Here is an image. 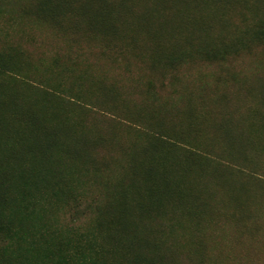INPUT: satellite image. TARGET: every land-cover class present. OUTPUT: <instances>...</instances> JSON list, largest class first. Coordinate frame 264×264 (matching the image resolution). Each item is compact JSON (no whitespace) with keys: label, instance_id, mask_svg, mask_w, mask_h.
<instances>
[{"label":"rangeland","instance_id":"374dc122","mask_svg":"<svg viewBox=\"0 0 264 264\" xmlns=\"http://www.w3.org/2000/svg\"><path fill=\"white\" fill-rule=\"evenodd\" d=\"M26 3L0 0V218L14 236L84 224L107 264H131L149 249L125 230H150L181 264L198 246L205 264H264V0H132L95 29ZM174 23L195 54L168 61ZM241 34V51L203 55ZM61 183L103 209L73 223Z\"/></svg>","mask_w":264,"mask_h":264},{"label":"trees","instance_id":"16d2710c","mask_svg":"<svg viewBox=\"0 0 264 264\" xmlns=\"http://www.w3.org/2000/svg\"><path fill=\"white\" fill-rule=\"evenodd\" d=\"M131 1L132 0H27V3L21 7L20 12L23 15H30L41 22L52 20L56 22L54 23V26L59 27L64 18H67L65 20H70L75 14L79 15V12L81 14L80 16L89 20L90 27L95 29L102 27L103 21L106 19V16L109 15V12L115 15L114 9L117 6L125 3L130 4ZM163 4L170 5L167 1L163 2ZM198 17L201 22L202 17ZM193 20L195 22L193 26L198 27L200 30L201 25H198L196 22V16ZM255 27L257 29L255 35L259 39L264 40V19H262ZM165 30V33L168 36L176 38L173 41L174 43L172 42L173 39H170V43H173V48L175 50L177 48L175 51L176 55L168 56V61H176L179 56L183 59L191 54H195V51L192 49L185 48L187 46L184 47V41L188 44L190 41L189 38L180 41L183 40L184 29L182 26L178 25L175 27V23L172 25L167 24ZM246 35L247 34H241L238 37L227 35L223 38L225 39L223 47L218 48L216 51L204 49L205 53L203 55L205 57L219 58L221 57L220 55L227 56L231 50L237 52L241 51L246 46L244 40ZM168 65H171V63H166V66ZM8 67V65L4 67V73H6L5 71H7L6 69H8ZM7 72H9V70ZM23 81L25 82L24 78ZM37 167L42 169L44 168V165L39 162ZM152 170H154V168ZM9 183L12 187L13 184H11L10 180ZM57 188L60 190L62 196L70 198L66 200L60 199L59 201L70 207L72 222L75 224L78 223L79 226L80 221L88 215V210H92L93 206H96L98 210L103 209L97 200L92 201L90 204L86 202L87 205H85L84 201L81 198H78V195L72 197L70 191L67 190V187L62 183L59 184ZM6 199H8L6 194L0 198L1 208H4L9 204L8 200L6 202ZM17 212L18 211L10 210L9 214L18 217L19 213ZM1 217L0 264H107L106 259L108 258L104 257L103 252L98 248H95L93 244H90L91 241H89V237L92 236V233L82 229L86 226L84 224H81L82 228L74 227L76 231L68 230L67 233L55 229H43L42 226L40 228L35 227L34 230L29 227L27 228L26 224H24L23 228L27 230L18 234L15 233L16 236H14L13 230L9 224L10 218H6L5 215ZM30 223L39 226L36 222L32 223V220ZM125 233L129 236L131 242H135L137 237L139 245L143 248L149 249V252L134 251L131 249L129 252L131 264H181L180 261L174 260L170 257L163 245V241L154 238L151 242L147 236L154 237V232L148 230L145 232L146 236H144L136 235L135 232H132L131 234L129 230L126 229ZM156 236L163 238V235L160 233L156 234ZM139 238L143 239L139 240ZM22 242H24V245H27L26 248H20L18 246ZM193 252L196 256L187 264H205L203 258L205 253H203L204 251L202 247H196Z\"/></svg>","mask_w":264,"mask_h":264}]
</instances>
